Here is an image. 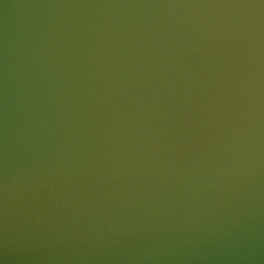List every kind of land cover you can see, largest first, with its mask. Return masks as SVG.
Returning <instances> with one entry per match:
<instances>
[{"label": "clouds", "instance_id": "9594fccd", "mask_svg": "<svg viewBox=\"0 0 264 264\" xmlns=\"http://www.w3.org/2000/svg\"><path fill=\"white\" fill-rule=\"evenodd\" d=\"M183 7L233 10L227 14L224 20L220 21L219 28L215 26L216 22L213 21L214 31L210 36H205L204 39L208 41L210 55L219 61L218 75L230 70L229 83H231V81L241 79L238 75L241 68L247 71L248 110L254 118L249 120L248 130L253 131L259 126L260 112L264 108V103H262L264 101V0L249 4L186 5ZM97 54L99 55V53ZM213 79L216 77L214 76ZM239 87V84L235 85V88ZM225 98L227 99V97ZM233 116L237 120L239 119L238 113H234ZM232 118L229 117L226 123L231 124ZM219 126L223 128L225 124ZM229 132L230 135L227 139L215 146L212 149V154L208 157L209 163L215 164L216 167H209L207 171H202L197 177L198 181L203 182L202 188L219 185L221 181L227 179L225 172L233 174V172L239 173L240 171L243 161H239V157L244 141V131L240 124L236 123L229 128ZM145 147L148 148L146 154L141 151ZM117 148L119 149V144ZM129 151L132 155H128L127 151L123 155H120L119 151L117 152L116 158L112 161L115 169H123L131 173L143 168L147 172L159 156V152L152 151L151 144H134ZM125 161L127 162L125 163ZM4 202L7 212V178L4 184Z\"/></svg>", "mask_w": 264, "mask_h": 264}]
</instances>
